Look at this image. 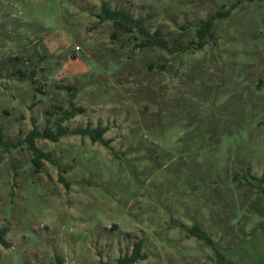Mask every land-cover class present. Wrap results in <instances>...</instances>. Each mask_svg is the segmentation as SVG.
I'll list each match as a JSON object with an SVG mask.
<instances>
[{
	"label": "rangeland",
	"instance_id": "obj_1",
	"mask_svg": "<svg viewBox=\"0 0 264 264\" xmlns=\"http://www.w3.org/2000/svg\"><path fill=\"white\" fill-rule=\"evenodd\" d=\"M72 107L63 125L103 142L38 139L36 172L26 137ZM263 176L264 0H0V264L115 263L140 241L136 264H264Z\"/></svg>",
	"mask_w": 264,
	"mask_h": 264
},
{
	"label": "trees",
	"instance_id": "obj_2",
	"mask_svg": "<svg viewBox=\"0 0 264 264\" xmlns=\"http://www.w3.org/2000/svg\"><path fill=\"white\" fill-rule=\"evenodd\" d=\"M253 1V0H251ZM223 14L217 13L216 15L211 16L207 20L203 21L200 27L197 30L198 38L200 39L198 46L202 49L208 37L212 36V29L216 19L220 18ZM101 21H112L116 25L124 28L128 33H132L135 30L139 32L142 36L145 37L141 45L148 46H157L159 48H166L165 40L160 36L159 31L154 34H151L149 30L145 27L142 21L133 17V15L125 10L112 8L107 2H103L101 8V14L98 15ZM76 110L72 107L65 114L62 120L57 124V131L55 132L52 128L47 127L44 131H40L37 128H34L26 137L25 143L29 145L30 150L33 153L32 163L34 165L35 171L40 172L44 167V161H51V154L45 153L42 151L36 144L38 139H47L54 143L59 142L62 137L69 135H80L89 137L93 143L103 142L104 135L108 132L107 127L97 126L93 128L91 125L87 127H80L74 130L63 125V122L66 120H71L75 117ZM261 182H264V176L260 179ZM60 181L68 186L67 181L60 177ZM264 193V191H263ZM189 234L192 237L203 241L207 246L214 247V242L207 235V233L199 226L195 225L189 229ZM8 230L6 228H0V245L4 248H10L11 244L7 240ZM218 262L216 264H236L233 261H229L226 257L220 252L216 251ZM147 255L143 253V243L137 242L134 245L132 253L125 254L117 259L115 263L107 264H136L139 261L145 260ZM58 264H63L59 259Z\"/></svg>",
	"mask_w": 264,
	"mask_h": 264
}]
</instances>
